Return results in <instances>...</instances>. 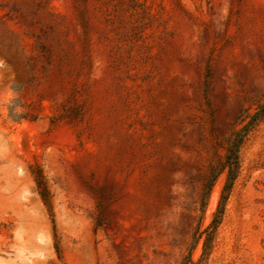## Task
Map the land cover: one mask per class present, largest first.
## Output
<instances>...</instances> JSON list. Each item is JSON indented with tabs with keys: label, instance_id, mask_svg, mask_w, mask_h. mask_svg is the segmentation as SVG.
<instances>
[{
	"label": "rangeland",
	"instance_id": "obj_1",
	"mask_svg": "<svg viewBox=\"0 0 264 264\" xmlns=\"http://www.w3.org/2000/svg\"><path fill=\"white\" fill-rule=\"evenodd\" d=\"M263 108L264 0H0V264H264Z\"/></svg>",
	"mask_w": 264,
	"mask_h": 264
},
{
	"label": "trees",
	"instance_id": "obj_2",
	"mask_svg": "<svg viewBox=\"0 0 264 264\" xmlns=\"http://www.w3.org/2000/svg\"><path fill=\"white\" fill-rule=\"evenodd\" d=\"M259 117H264V108L261 112V114L259 115ZM234 158L236 159V151H234ZM230 182L228 184L225 185L224 187V190L222 191V194H221V198H220V202H219V206H218V212L221 213L222 211V206L227 198V195H228V191H229V188H230V184L231 182L233 181V176H231Z\"/></svg>",
	"mask_w": 264,
	"mask_h": 264
}]
</instances>
